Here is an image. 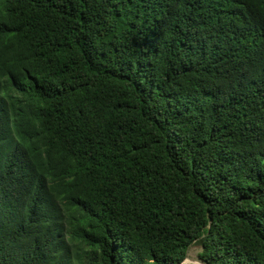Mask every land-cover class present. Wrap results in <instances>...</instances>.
Masks as SVG:
<instances>
[{
    "label": "trees",
    "instance_id": "trees-1",
    "mask_svg": "<svg viewBox=\"0 0 264 264\" xmlns=\"http://www.w3.org/2000/svg\"><path fill=\"white\" fill-rule=\"evenodd\" d=\"M193 244L264 264V0H0V264Z\"/></svg>",
    "mask_w": 264,
    "mask_h": 264
},
{
    "label": "rangeland",
    "instance_id": "rangeland-1",
    "mask_svg": "<svg viewBox=\"0 0 264 264\" xmlns=\"http://www.w3.org/2000/svg\"><path fill=\"white\" fill-rule=\"evenodd\" d=\"M200 250L201 247L199 245L197 244L191 245L188 249L186 260L183 264H190L192 262H195L196 264H200V262L202 261H200L197 256Z\"/></svg>",
    "mask_w": 264,
    "mask_h": 264
},
{
    "label": "water",
    "instance_id": "water-1",
    "mask_svg": "<svg viewBox=\"0 0 264 264\" xmlns=\"http://www.w3.org/2000/svg\"><path fill=\"white\" fill-rule=\"evenodd\" d=\"M186 260V259H185ZM185 260L181 263V264H183L184 262H185ZM191 264H196L195 262H192Z\"/></svg>",
    "mask_w": 264,
    "mask_h": 264
},
{
    "label": "bare ground",
    "instance_id": "bare-ground-1",
    "mask_svg": "<svg viewBox=\"0 0 264 264\" xmlns=\"http://www.w3.org/2000/svg\"><path fill=\"white\" fill-rule=\"evenodd\" d=\"M187 262V261H186ZM198 262V261H197ZM200 264H205V263H203V262H200Z\"/></svg>",
    "mask_w": 264,
    "mask_h": 264
}]
</instances>
